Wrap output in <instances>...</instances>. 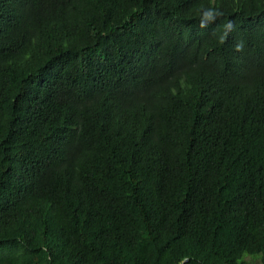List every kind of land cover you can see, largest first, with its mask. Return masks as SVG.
Masks as SVG:
<instances>
[{
	"label": "trees",
	"instance_id": "1",
	"mask_svg": "<svg viewBox=\"0 0 264 264\" xmlns=\"http://www.w3.org/2000/svg\"><path fill=\"white\" fill-rule=\"evenodd\" d=\"M247 255L264 264V0H0V264Z\"/></svg>",
	"mask_w": 264,
	"mask_h": 264
},
{
	"label": "clouds",
	"instance_id": "2",
	"mask_svg": "<svg viewBox=\"0 0 264 264\" xmlns=\"http://www.w3.org/2000/svg\"><path fill=\"white\" fill-rule=\"evenodd\" d=\"M218 15H221V13L213 10V9H206L203 11L200 19V27H206L208 22L213 21ZM225 28L230 31L233 28L232 22L229 21ZM227 37V31L220 37V43H224ZM242 48V44L236 45V50L239 51Z\"/></svg>",
	"mask_w": 264,
	"mask_h": 264
},
{
	"label": "rangeland",
	"instance_id": "3",
	"mask_svg": "<svg viewBox=\"0 0 264 264\" xmlns=\"http://www.w3.org/2000/svg\"><path fill=\"white\" fill-rule=\"evenodd\" d=\"M245 258L250 260L253 264L259 263V257H252V256L247 255Z\"/></svg>",
	"mask_w": 264,
	"mask_h": 264
}]
</instances>
